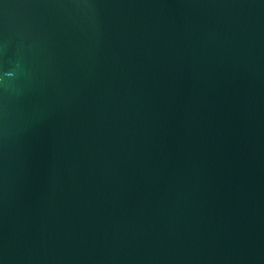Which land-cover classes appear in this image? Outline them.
I'll use <instances>...</instances> for the list:
<instances>
[{
    "label": "water",
    "instance_id": "obj_1",
    "mask_svg": "<svg viewBox=\"0 0 264 264\" xmlns=\"http://www.w3.org/2000/svg\"><path fill=\"white\" fill-rule=\"evenodd\" d=\"M0 264H264V0H0Z\"/></svg>",
    "mask_w": 264,
    "mask_h": 264
}]
</instances>
